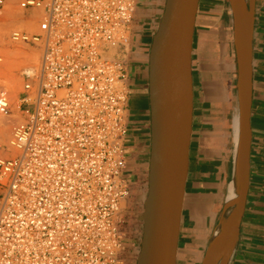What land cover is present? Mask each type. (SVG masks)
I'll return each mask as SVG.
<instances>
[{
	"label": "built area",
	"instance_id": "2783aa9c",
	"mask_svg": "<svg viewBox=\"0 0 264 264\" xmlns=\"http://www.w3.org/2000/svg\"><path fill=\"white\" fill-rule=\"evenodd\" d=\"M138 3L0 0L35 27L11 41L39 53L21 71L18 110L0 89L10 125L0 134V264H129L140 222L125 147Z\"/></svg>",
	"mask_w": 264,
	"mask_h": 264
},
{
	"label": "crops",
	"instance_id": "0c3cea01",
	"mask_svg": "<svg viewBox=\"0 0 264 264\" xmlns=\"http://www.w3.org/2000/svg\"><path fill=\"white\" fill-rule=\"evenodd\" d=\"M165 1L139 0L132 29L126 175L142 191L147 187L151 151L149 55ZM248 2L252 3L250 182L239 234L226 264H264V0ZM234 14V0L199 2L192 64L193 125L180 228V264L202 263L236 179L239 93ZM138 243L139 239L132 244L133 254H137Z\"/></svg>",
	"mask_w": 264,
	"mask_h": 264
},
{
	"label": "water",
	"instance_id": "95a60500",
	"mask_svg": "<svg viewBox=\"0 0 264 264\" xmlns=\"http://www.w3.org/2000/svg\"><path fill=\"white\" fill-rule=\"evenodd\" d=\"M199 2L166 0L152 40L148 82L151 151L147 196L144 211L140 215L142 225L137 226L141 245L136 264L181 263L178 252L193 125L192 64ZM234 2L239 93L236 177L239 205L231 230L214 246L209 243L201 264H215L223 251L228 247L231 250L239 234L249 190L252 144V3L248 0ZM225 209L226 205L220 222Z\"/></svg>",
	"mask_w": 264,
	"mask_h": 264
},
{
	"label": "rangeland",
	"instance_id": "374dc122",
	"mask_svg": "<svg viewBox=\"0 0 264 264\" xmlns=\"http://www.w3.org/2000/svg\"><path fill=\"white\" fill-rule=\"evenodd\" d=\"M12 6V7H11ZM6 7H11V8H6ZM3 11H0V40L3 41V44H0V57H1V61H0V83H2V85L0 86V89H2V87L4 88V82H7V80L10 77V72H8L10 68L12 67H16L15 69L13 68V76L15 79V92L13 93L12 90L11 92V97H12V102H13V108L14 105L18 104V95L19 92L22 90V77H21V71L23 70V68L27 67V66H38V64H35L32 59L30 60L29 58H13L12 56H10L7 51L12 49V50H18V51H25V52H30V53H36V55L38 54V62H39V53H37V51L34 48H31L25 44H17V43H13L11 41L10 35L13 31L15 30H22L19 26V22H15V24L13 22L12 19L18 21L16 18H20L22 16V11L17 9L14 5H7ZM14 7V8H13ZM14 9V10H12ZM17 9V10H16ZM9 12L8 10H10L12 12V14L16 15V18L14 15L11 14V12H9L8 14H6ZM164 10V9H163ZM15 12V13H14ZM5 13V14H4ZM3 15V16H2ZM12 15V16H9ZM162 16V15H161ZM14 17V18H12ZM135 26V21L133 23V27ZM23 28V26H21ZM26 29V28H24ZM133 34L131 33V37H130V46L132 47V51L134 50L133 47ZM4 69V70H3ZM7 72V74H4L3 72ZM2 72V73H1ZM6 80V81H5ZM7 85H5L6 87ZM6 89H9L8 87ZM18 101V102H17ZM3 119V120H1ZM2 126V127H1ZM5 127V128H4ZM7 127V128H6ZM2 128V129H1ZM6 130H9L6 131ZM2 133V134H1ZM8 133H10V125L7 124V120L3 117H1L0 115V134L3 135L6 138H9L10 134L8 135ZM129 133V130H128ZM6 134V136L4 135ZM136 187H140L137 184L135 185ZM146 187V184H145ZM136 189L135 193L139 192V197L132 199V203L130 204V209H129V213H131V215L135 216V217H140V215L143 213L144 211V201L145 198L147 196V190L145 188V190L142 191ZM138 196V194H136ZM140 225H142V220L140 219L139 222ZM140 245H141V241L139 240V243L137 245L136 248V253L138 254L139 250H140ZM137 254H133L130 258L129 264H136L137 262Z\"/></svg>",
	"mask_w": 264,
	"mask_h": 264
},
{
	"label": "bare ground",
	"instance_id": "6f19581e",
	"mask_svg": "<svg viewBox=\"0 0 264 264\" xmlns=\"http://www.w3.org/2000/svg\"><path fill=\"white\" fill-rule=\"evenodd\" d=\"M236 1V0H235ZM235 4V2H234ZM12 7V6H11ZM11 7H6L7 9L8 8H11ZM235 7V5H234ZM5 8V9H6ZM14 8V7H13ZM14 10V9H12ZM17 10V9H16ZM9 12H11L10 10H8ZM8 12V13H9ZM6 14L7 13V10L5 12ZM4 13V14H5ZM15 13V12H14ZM12 14V12H11ZM14 15V14H12ZM12 15H9V16H12ZM235 15V14H234ZM3 16V15H2ZM15 18H16V15H14ZM23 15L20 17V18H16L18 21L12 19L13 21L10 20V22H13L15 24V22H19L17 24H21V26H23V28L20 26L21 29H28V30H32L34 29L35 27L33 26V24L30 22V21H26L25 19L22 18ZM14 18V17H12ZM15 21V22H14ZM236 24V23H235ZM3 44V41L0 40V44ZM7 53L12 56L13 58H29L30 60L32 59V61L35 63V64H38V54L36 55V53H30V52H25V51H18V50H8ZM13 68L15 69L16 67H12L10 69H8L10 72V77L9 79L7 80V82H4L6 84H4V88H9V90L14 93L15 92V79H14V76H13ZM17 69V68H16ZM4 70V69H3ZM2 71V70H1ZM3 72V71H2ZM1 72V73H2ZM4 74H7V72H3ZM6 81V80H5ZM2 85V83H0ZM0 85V86H1ZM5 85H7L5 87ZM3 86V85H2ZM3 88V87H2ZM18 99V98H17ZM18 102V101H17ZM19 104V102H18ZM18 104L14 105V109L18 110ZM2 117V116H1ZM3 120V119H1ZM4 121V120H3ZM2 127V126H1ZM5 128V127H4ZM7 128V127H6ZM2 129V128H1ZM9 132V130H6ZM2 134V133H1ZM10 133H8L9 135ZM6 136V134H4ZM237 149V148H236ZM236 177H237V173H236ZM228 193V192H227ZM227 198V197H226ZM238 205H239V192H238V185L236 184V179L234 181V183L231 185V188H230V191H229V194H228V198H227V204H226V209H225V212H224V215H223V218L221 220V222L219 223V225L217 226L214 234H213V237L211 239V242H210V245L211 246H214L215 243L220 239L222 238L223 235H225L227 232H229L233 226V224L235 223V216H236V212H237V209H238ZM230 247H228L225 251H223L222 254H220V256L218 257L217 261L215 264H226V261H227V258L229 256V250Z\"/></svg>",
	"mask_w": 264,
	"mask_h": 264
}]
</instances>
